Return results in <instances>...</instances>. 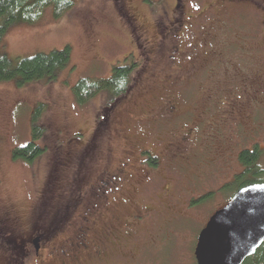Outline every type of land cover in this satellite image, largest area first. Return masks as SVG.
I'll return each instance as SVG.
<instances>
[{
  "label": "rangeland",
  "instance_id": "rangeland-1",
  "mask_svg": "<svg viewBox=\"0 0 264 264\" xmlns=\"http://www.w3.org/2000/svg\"><path fill=\"white\" fill-rule=\"evenodd\" d=\"M161 5L165 8L159 9ZM73 6L58 18L48 6L36 23L13 24L2 36L0 51L11 58L64 45L70 56L52 79L20 85L15 79L0 80V220L8 236L18 239L28 230L27 222L46 223L81 186L84 192L85 184L121 161L127 165V182L107 192L108 202L101 206L93 230L106 236L108 241L102 240L107 248L122 254L114 264H194L199 227L234 187L223 189L222 184L241 168L237 151L255 143L264 146L263 101L252 104L251 119H244L243 130L234 136L232 126L213 137L210 126L225 106L218 97L222 85L231 92L237 80L250 78L254 87L249 93L264 88V0H79ZM162 10L167 15L158 27L154 19ZM181 13L192 17L176 35L169 29ZM244 42L252 44L254 52L241 50ZM173 44L179 49L172 58L176 69L165 58ZM127 54V61L139 64L121 98L107 103L100 93L82 105L74 101L71 87L78 78L108 76ZM172 69L177 74L171 75ZM166 98L175 109L148 131ZM247 98L239 108L231 107L233 117L247 108ZM37 102L47 105L40 122L48 127L38 141L43 151L28 163L13 157L12 149L31 140V113ZM181 129L190 133L175 162L168 149L178 143L171 146L169 136L175 139ZM61 142L60 157L55 147ZM143 147L158 154L154 166L138 162L137 149ZM202 191L211 193L202 196ZM83 203L90 204L84 198ZM80 205L76 213L86 207ZM61 227L50 231L62 235L69 230ZM111 235L114 240H122V235L133 246L123 241L116 249ZM32 250L27 249L26 256L24 249L9 251L0 243V264H38ZM133 252H138L135 259L127 257Z\"/></svg>",
  "mask_w": 264,
  "mask_h": 264
},
{
  "label": "flooded vegetation",
  "instance_id": "flooded-vegetation-1",
  "mask_svg": "<svg viewBox=\"0 0 264 264\" xmlns=\"http://www.w3.org/2000/svg\"><path fill=\"white\" fill-rule=\"evenodd\" d=\"M163 6L164 5H161L159 9L165 8V6ZM163 12L164 10L160 11L158 14L160 22L161 17L167 15L166 11L165 14ZM211 14L212 16L210 17V20H213L215 14L213 12H211ZM189 17L191 18L192 15L185 16L183 15V13H181L180 18H178L177 25H174L173 28L169 29L171 33L177 35L179 32L178 30L180 28H182L185 24H189ZM211 27H213V24L211 25ZM244 43L245 44L241 48V50L247 53L254 52L252 44H247L249 42ZM169 51L170 52L165 56V58L167 57L171 63L175 64V59L173 57L177 53H179L178 46L173 44L170 47ZM173 68L176 69V64L173 66ZM174 69H172L171 75L177 74ZM222 87L223 90L218 97H220L221 102H225V106L222 107V111L220 110L221 114L217 117V120L214 123L210 124L211 133L213 137L217 136L223 131L226 132V130L230 129L229 127L232 126L233 128L230 129L232 136H234V134H236L237 132L242 131L243 125L245 124L243 120L251 119L252 115H250V110L252 109V104L254 103V107H256V105H258L262 101L264 104L263 87L259 88V90L255 91L254 93H249V90L254 87L250 78H242L237 80L231 87V92H226L225 88L227 87L223 85ZM254 95L258 96L259 99L254 98ZM243 98H247V108L243 110L242 107L241 115L239 117H233L231 107L238 106L239 108L238 103ZM174 106L175 105L171 103V99H164L161 110H158L160 115L153 121L152 126L150 124L147 130L152 131L158 124H162L161 120H159L161 119L162 115L170 117V112L175 109ZM179 115L182 114L180 113ZM235 117L237 118V120H235ZM165 124L175 126L176 123L166 122ZM189 133L190 129H187L186 131L181 129V135L175 137V139H173V136L169 134V144L172 146L175 145L176 142L178 143L176 146H173L171 149H168V151H170L168 156L170 158H174L175 162L176 157H179L180 154L184 152V145L188 144L187 139L189 137ZM145 150L147 151V149ZM145 150L137 149L138 156L142 157V154L145 153ZM125 158L128 159L127 157ZM126 170V163L122 162L121 164V161L118 165L114 167L113 170H109V168L103 169L98 175L94 177V179H91L92 181L87 184H85V182L83 183V185L85 184L83 187L86 188L84 192L83 190H81V186L80 189L77 191V195L74 197V199L73 196H70V199H67V201L69 202L65 201L59 211L56 212V214L49 215L45 220L46 223L44 222L42 225H39L36 221L27 222L28 230L24 233L23 231L20 232V234L18 235V239H11L10 236H8L9 232L7 231V229L4 228V224L0 220V243L3 244V246L6 247V249L9 251L11 249H24L25 254L23 255L27 254V249H33L32 253L33 251L34 253L32 258L37 261L38 264H55L53 260H56V264H64L66 259L71 260L70 262L72 264H114L115 259L120 258L122 254L119 251L117 252L111 248H107L108 244L103 243L102 240L103 237L105 238L104 241L107 242L108 240H106V236H100L98 235L99 233H97L96 231L93 233V230L96 228L97 219H99L102 214L100 213L101 206L107 204L108 202V197L106 196L107 192L114 185H116V187H121L126 184L128 177V173L126 172ZM99 197H102V199L97 202V198ZM83 198L84 200L90 202V204L87 205L83 203ZM80 204H83L86 207L83 211H81V213H76L77 207ZM71 210H73V213ZM210 215L206 217L204 223L199 227L198 232L205 225ZM7 219L8 221L12 220L13 222H15V220L11 219L9 216L7 217ZM57 226H62L61 228L69 227V230L63 233L62 235H54L55 230L50 231V228ZM110 238L114 240V235H111ZM119 238H122V240H119L117 237L114 240V242L116 241V249H121L123 247V241L127 242L128 247L133 246L128 240V238H126V240L123 238L122 235H119ZM263 242L264 238L259 244V246L255 248V251L252 254L246 256L241 262V264H245L247 259L256 253V251L258 250V248H260ZM136 254H138V252ZM136 254L134 255L133 252L132 255H130L129 253H127L126 255L127 257H132V259H135Z\"/></svg>",
  "mask_w": 264,
  "mask_h": 264
},
{
  "label": "trees",
  "instance_id": "trees-1",
  "mask_svg": "<svg viewBox=\"0 0 264 264\" xmlns=\"http://www.w3.org/2000/svg\"><path fill=\"white\" fill-rule=\"evenodd\" d=\"M77 1L79 0H0V42L9 26L16 23H36L42 16L44 9L48 6L51 7L52 17L58 18L65 11L74 7L73 5ZM159 20L157 15L154 19V24L158 27L162 24ZM69 56L70 48L68 45H64L58 49H51L47 52H36L32 55L18 56L16 58H11L4 51H0V80L15 79L20 85L41 78L52 79L60 69L68 64ZM129 57L127 54L122 63H115L108 76L94 77L86 75L78 78L71 87L74 101L82 105L100 93H105L107 103L115 102L121 98L132 84L135 67L139 64L134 59L127 61ZM109 105L113 106L112 104ZM46 106L45 102H37L35 104L31 113V140H28L23 145L14 147L12 149L13 157L30 163L43 151L41 148L43 145L38 144V141H41L40 139L44 136L48 127L43 122H40ZM59 135L60 133H58V137ZM62 146L64 147V144L61 142L59 143V147L58 145L55 147V152L56 154L59 152L58 155L60 157ZM142 149H147L140 158L139 163L142 167L145 166L147 168L149 165L154 166L158 163L159 156L156 152L145 147ZM240 149L236 154V162H238L241 168L232 176L230 181L222 184L223 189L224 187L234 186L230 192V196L242 185L252 182H264V163H262L264 156H261L264 154V146L260 147L255 143L251 147L242 146ZM84 150H86L85 146ZM148 161L150 162L149 165ZM183 164L181 166H184ZM204 192L202 191L201 193ZM210 193L209 191L202 196ZM245 264H264V242L256 253L247 259Z\"/></svg>",
  "mask_w": 264,
  "mask_h": 264
},
{
  "label": "water",
  "instance_id": "water-1",
  "mask_svg": "<svg viewBox=\"0 0 264 264\" xmlns=\"http://www.w3.org/2000/svg\"><path fill=\"white\" fill-rule=\"evenodd\" d=\"M264 238V182L237 188L196 237V264H241Z\"/></svg>",
  "mask_w": 264,
  "mask_h": 264
}]
</instances>
